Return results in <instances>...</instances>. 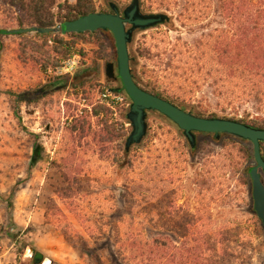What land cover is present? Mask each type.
Listing matches in <instances>:
<instances>
[{
  "label": "rangeland",
  "instance_id": "rangeland-1",
  "mask_svg": "<svg viewBox=\"0 0 264 264\" xmlns=\"http://www.w3.org/2000/svg\"><path fill=\"white\" fill-rule=\"evenodd\" d=\"M93 1L97 8L113 1L120 10L131 2ZM171 2L165 10L146 0L145 14L165 13L169 20L134 34L131 50L138 59L139 74L145 68L161 79L166 77L152 58L158 50L188 46L208 34L214 49L235 32L228 19L229 6L218 0L195 1L189 15L182 11L191 0ZM5 10L0 0V28ZM236 21L243 22V18L237 15ZM52 34L48 40L36 32L0 37V264H31L36 252L50 264H123L122 258L128 256L119 254L118 240L135 229L145 238L163 231L169 246L164 252L170 256L175 251L172 242L178 256L187 258L182 232L175 226L185 214L201 220L204 232H215L209 251L205 247L196 250L191 264H264V230L251 212V182L246 175L254 160L243 153L252 149L251 144L227 138L214 142L212 135H200L190 153L182 132L162 115L149 112L147 134L129 155L134 168L126 175L128 195L116 176L114 139L102 143L90 133L82 137L79 130L82 117H90L92 106L99 102L110 109L107 125L125 138L131 132L121 115L127 108L123 98L99 94L106 82L105 64H115L116 54L112 49L102 51L97 74L92 72L96 90L83 101L70 82L75 75L92 70L98 43L105 41ZM53 40L60 43L55 45ZM72 53L81 56L79 66L71 75L57 77L55 68ZM210 55L216 62V51ZM64 82L63 90L46 89H60ZM109 84L120 87L119 82ZM212 91L202 87L192 98L209 99V110L219 112L214 109L218 99ZM234 113L227 108L224 114ZM236 114L239 119L262 122L264 102H246ZM98 120L89 118L91 133H100ZM169 174L172 186L166 184L171 181ZM140 179L142 193L136 188ZM175 197V204H169L168 198Z\"/></svg>",
  "mask_w": 264,
  "mask_h": 264
},
{
  "label": "trees",
  "instance_id": "trees-1",
  "mask_svg": "<svg viewBox=\"0 0 264 264\" xmlns=\"http://www.w3.org/2000/svg\"><path fill=\"white\" fill-rule=\"evenodd\" d=\"M151 1L152 3L157 2L160 8L165 7V10L172 4V0ZM191 1L185 2L183 14L189 15V9L193 8L194 2L197 0ZM139 2L141 11L145 13L146 0H139ZM218 2L229 6L228 19L232 25H235V32L232 36H228L217 43L214 49L210 48L208 39L211 38V35L208 34L202 36L198 41L191 42L188 45L189 47L183 43L178 46L175 45L169 50H158L152 58L157 59V65L162 67L161 73L166 75L162 79L157 76L154 70L143 68L142 72L138 73V59L131 50L133 45L132 40L128 46V52L133 79L146 92L169 101L195 116L230 119L264 129V121L257 122L256 120L239 119L236 114L237 110L246 102H251L255 105L264 102V0H218ZM111 3L119 8V4L113 1L97 8L93 0H1V4L6 7V10L4 27L0 28V37L4 35L3 31L7 29L51 28L61 22L75 20L90 13H107L111 11ZM148 9H152V7L148 6ZM237 15L243 18V22L236 21ZM37 35L44 40H48L53 36L52 33H37ZM65 36L69 38L81 37L105 41V44L98 43L99 50L94 53L92 70L88 69L82 72V74L75 75L70 82V86L75 92L76 97H80L83 101H88L96 90V76L93 77L92 72L95 75L97 74V63L104 59L102 51L112 49L115 52L113 38L109 32L102 30L94 33L86 32L84 34L71 33ZM179 41L178 39L177 42ZM53 43L58 45L60 41L53 40ZM60 48L63 49L66 55L67 52L62 43ZM212 50L213 52L216 51V62L213 61V57L210 55ZM115 82H119V80L117 78H106V82L99 90V94L101 96L111 95L114 99L122 97L123 101L127 104V108L121 110L123 112L121 115L123 120L129 124L126 114L130 107V101L124 92H115L118 87H113L109 84H114ZM64 84L60 89L50 88L49 86H46V89H52L53 91L63 90L66 88V82ZM202 87L213 90L211 94L215 95L218 99L214 103V109H217L219 112H211L209 110V107L212 106L209 99L201 97L194 100L195 98H192V94ZM227 108L234 110L235 113L225 115L224 113ZM91 109L92 114L90 117L87 115L82 117L79 128L81 135L85 137L89 133L93 134L94 140L98 139L102 143H109L111 139H114L116 144L114 148V163L118 164L116 176L122 184L123 190L130 195L131 191L126 175L134 168V161L129 158L131 149H134V147H131L129 152H126L124 149L125 136L121 135L120 131L114 126L107 125L106 120L109 119L110 115L109 108L98 102ZM83 111L88 114L86 110ZM93 117L100 118L97 126L100 127L99 131L103 136L99 135L100 133H91V124L88 121L89 118ZM103 118L105 119L103 120ZM84 133L86 134L83 135ZM200 135L210 134L195 133L196 139ZM212 138L214 142L218 141L213 135ZM223 138L241 145H250L247 141L227 135H220V139ZM121 140H123V143L119 142ZM187 146L190 153L196 149V145L194 148H191L189 144ZM260 150L264 160V144H260ZM243 153L247 154L249 159H253L252 149L250 151L248 149L243 150ZM250 169H247V177ZM121 171H124L125 175L122 176ZM168 178H172L171 174L168 175ZM248 179L250 182L249 177ZM262 182L264 185L263 176ZM166 184L172 186V179L170 182H166ZM136 188L141 193L144 190L141 179ZM168 200V203L173 205L177 198H168ZM251 212L256 215L253 209H251ZM198 221V218L189 217L188 214H185L175 222L177 231L182 232L181 238L183 242L181 245L183 247L187 246V258L186 256H178L176 252L177 248L172 245V242L170 243L172 249L175 251L170 256L168 255L169 252H164L169 251V246L167 243L168 238L163 234V231L158 232L153 237L145 238L142 235V231L135 229L125 233L124 237L118 240L119 254L121 256H128V260L123 257L121 261L123 264H191V261L196 256V250L205 247V251H209V243L215 236V232L211 235L208 234L209 232H204V228L199 227ZM192 222L194 224L190 226ZM257 222L264 230V225L258 218ZM200 257H202L201 254L197 256V258Z\"/></svg>",
  "mask_w": 264,
  "mask_h": 264
},
{
  "label": "water",
  "instance_id": "water-1",
  "mask_svg": "<svg viewBox=\"0 0 264 264\" xmlns=\"http://www.w3.org/2000/svg\"><path fill=\"white\" fill-rule=\"evenodd\" d=\"M110 10L107 13H90L75 20L61 22L51 28L12 29L3 31V34L18 35L36 32L38 34L56 33L65 36L71 33H94L99 30L109 32L114 42L116 61L115 64L107 63L105 65V77L107 79L117 78L120 87L115 92H124L130 101L126 118L131 132L125 140V151L129 152L131 147L139 145L145 138L148 112H156L173 123L182 132L191 148L195 146V133L210 134L216 140L220 138V135H227L249 142L252 146L254 160V166L248 173L251 182L252 206L257 218L264 225V185L262 182L264 160L260 150V144H264V129L230 119L198 117L141 89L133 79L128 46L136 32L164 25L168 22L169 17L165 13H142L139 0H131L123 10L111 3ZM31 264H50V260L36 252L32 257Z\"/></svg>",
  "mask_w": 264,
  "mask_h": 264
},
{
  "label": "built area",
  "instance_id": "built-area-1",
  "mask_svg": "<svg viewBox=\"0 0 264 264\" xmlns=\"http://www.w3.org/2000/svg\"><path fill=\"white\" fill-rule=\"evenodd\" d=\"M81 59L82 58L79 54L72 53L67 59L63 60L57 68H55L54 74H56L57 77L71 75L79 66Z\"/></svg>",
  "mask_w": 264,
  "mask_h": 264
}]
</instances>
